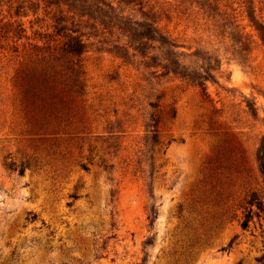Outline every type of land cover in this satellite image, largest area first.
Returning <instances> with one entry per match:
<instances>
[{"label": "rangeland", "instance_id": "374dc122", "mask_svg": "<svg viewBox=\"0 0 264 264\" xmlns=\"http://www.w3.org/2000/svg\"><path fill=\"white\" fill-rule=\"evenodd\" d=\"M109 1L138 21L152 8L163 31L190 46L180 49L185 53L205 45L218 54L216 83H206L211 102L176 77H157L156 45L139 56L125 45L121 14L92 8L80 18L84 87L71 124L41 129L24 114L14 77L20 53L42 44L38 34L50 15L16 17L14 0H0L4 20L26 30L17 52L0 50V264H264V178L254 159L264 135L263 51L232 59L223 22L212 36L201 16L172 12L171 0ZM223 4L235 8L245 32L247 13L264 22V0ZM247 102L255 104V119ZM225 132L238 150L226 159ZM249 187L262 210L252 206L256 214L242 230L236 204ZM148 205L157 214L150 228ZM148 236L152 244L143 246Z\"/></svg>", "mask_w": 264, "mask_h": 264}, {"label": "trees", "instance_id": "16d2710c", "mask_svg": "<svg viewBox=\"0 0 264 264\" xmlns=\"http://www.w3.org/2000/svg\"><path fill=\"white\" fill-rule=\"evenodd\" d=\"M171 1L173 2L172 12H178L185 16V19L190 20L194 15L201 16L202 24L207 25L206 31L212 36L220 27L219 24L223 22L224 27L228 30L226 38L232 42L236 49L237 57L232 59L246 60V55L250 54L255 47L263 51L264 54V22L259 19L260 17L256 18L253 13L246 14L250 31L245 32L239 24V15L238 12H234L235 8H230L226 4L219 5L220 0ZM14 3L13 14L16 17L27 16L29 12L35 15L38 11H41L44 17L50 15L49 26L38 34L42 44L29 43L30 52L25 54L22 51L20 53L21 62L14 77L15 85L20 93L22 110L25 115L34 120V124H37L39 128L57 131L63 127L67 128L71 124L69 119L73 110V102L82 96L84 87L80 71L81 65L77 59L84 51L82 39L84 35L80 33L79 29L80 18L90 17L87 10L92 8L96 12L107 9V11L121 14V16L115 15L122 21L120 23L123 26L120 29L127 41L125 45L139 56H147L145 50L151 47L148 43L156 45L153 67L157 77L167 75L176 77L185 85L197 87L201 101L211 102L206 83H216L211 70L219 69L220 56L213 55L205 48V45H200L198 49L189 53L181 51V48L188 51L190 46L186 47L176 42L169 32L163 31L164 28L160 26L162 19L157 18L155 13H150L152 8L148 12H141L142 20L138 21L132 20L129 14L122 15L119 6H114L113 2L109 0H14ZM125 3L141 4V1L127 0ZM145 5H147V1ZM162 12L164 20L169 21L168 10ZM4 18L0 9V50L8 49L17 52L16 42L23 37L26 38V30L19 20L10 21L9 19L4 20ZM48 28L51 30L48 31ZM214 35L216 36V33ZM48 41L52 42V45H45ZM9 42L12 45L9 46ZM198 61L201 65H198L200 64ZM148 105L153 108L157 106L152 103H148ZM245 111L253 119L256 118L257 110L254 102H247ZM150 121L152 123L148 127L152 128L150 132L153 142H156V121L152 118ZM223 135L225 138L222 141L220 155L225 159L232 155L236 156L238 150L234 142L228 138L227 132ZM254 159L259 175L264 178V135L258 142ZM151 194H149L150 197ZM236 206L241 210L239 226L242 230L248 227V222L256 214V211H252V206L257 211L262 210V204L252 187L243 192ZM156 215L154 205H148L146 219L149 228L152 227ZM151 244L150 236L142 242L143 246Z\"/></svg>", "mask_w": 264, "mask_h": 264}]
</instances>
